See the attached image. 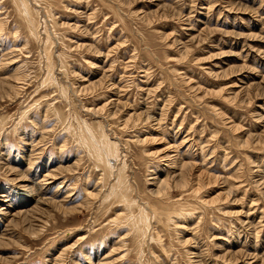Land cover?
<instances>
[{
  "label": "rangeland",
  "instance_id": "rangeland-1",
  "mask_svg": "<svg viewBox=\"0 0 264 264\" xmlns=\"http://www.w3.org/2000/svg\"><path fill=\"white\" fill-rule=\"evenodd\" d=\"M0 264H264V0H0Z\"/></svg>",
  "mask_w": 264,
  "mask_h": 264
},
{
  "label": "bare ground",
  "instance_id": "bare-ground-1",
  "mask_svg": "<svg viewBox=\"0 0 264 264\" xmlns=\"http://www.w3.org/2000/svg\"><path fill=\"white\" fill-rule=\"evenodd\" d=\"M26 9H29V8H26ZM92 137H93V136H92ZM105 148H106V147H105ZM110 150H112V149H110ZM167 155H168V154H167ZM102 160H103V157H102ZM169 160H170V159H169ZM99 161H100V159H99ZM103 161H104V160H103ZM103 161H102V162H103ZM100 162H101V161H100ZM182 167H183V166H182ZM110 169H111V168H110ZM180 170H181V169H180ZM110 173H111V172H110ZM184 175H185V174H184ZM118 177H120V176H118ZM120 178H121V177H120ZM120 178H119V179H120ZM185 178H186V177H183V183L186 185L188 181H186ZM119 179H118V181H119ZM120 182H121V181H120ZM166 182H167V180H164L163 183H165V184L167 185L168 182H167V183H166ZM181 183H182V180H181ZM122 187H123V186H122ZM164 187H166V186H164ZM170 187H171V185H170ZM198 188H199V187H198ZM112 189H113V188H112ZM117 190H118V188L116 189V191H117ZM121 190H122V189H121ZM120 193H121V192H120ZM121 194H122V193H121Z\"/></svg>",
  "mask_w": 264,
  "mask_h": 264
}]
</instances>
